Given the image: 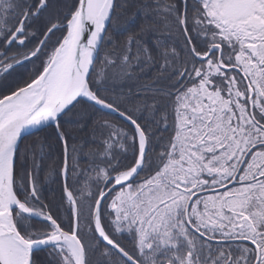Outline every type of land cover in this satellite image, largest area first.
Segmentation results:
<instances>
[{
  "label": "snow or ice",
  "instance_id": "6c2138e0",
  "mask_svg": "<svg viewBox=\"0 0 264 264\" xmlns=\"http://www.w3.org/2000/svg\"><path fill=\"white\" fill-rule=\"evenodd\" d=\"M0 264H264V0H0Z\"/></svg>",
  "mask_w": 264,
  "mask_h": 264
},
{
  "label": "trees",
  "instance_id": "16d2710c",
  "mask_svg": "<svg viewBox=\"0 0 264 264\" xmlns=\"http://www.w3.org/2000/svg\"><path fill=\"white\" fill-rule=\"evenodd\" d=\"M73 131H75V129H73ZM32 139H34V138H30V139L25 140V144H30ZM87 139H88L87 135L81 134V140H87ZM57 156H59V151L58 150H54L52 157H50V158L46 157L45 164L58 163L59 161L56 160ZM45 175H46V169L41 171L40 178L44 182L43 183V188H44L45 193L48 194V195H51L54 191H58L59 184L58 183H53L51 181H44Z\"/></svg>",
  "mask_w": 264,
  "mask_h": 264
}]
</instances>
